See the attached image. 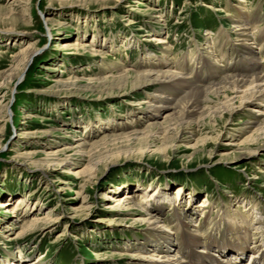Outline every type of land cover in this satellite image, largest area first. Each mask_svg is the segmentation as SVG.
<instances>
[{
  "label": "rangeland",
  "instance_id": "1",
  "mask_svg": "<svg viewBox=\"0 0 264 264\" xmlns=\"http://www.w3.org/2000/svg\"><path fill=\"white\" fill-rule=\"evenodd\" d=\"M247 45L260 49L258 63L246 64ZM163 61L191 86L162 94L157 84L97 80ZM254 72L264 73V0H0V264H149L157 247L148 233L161 220L169 231L179 216L207 232L210 218L251 215L259 238L264 135L243 142L264 120L253 107L186 131L162 152L155 149L163 141L104 142L145 128L151 114L163 122L170 111L152 112L151 95L164 96L154 103L164 109V99ZM75 76L99 87L66 83ZM251 121L256 127L245 128ZM83 141L85 153L75 152ZM89 175L96 179L87 182ZM155 190L156 199L135 210L117 207L124 195L141 203L140 191ZM143 206L160 207L163 218L132 224Z\"/></svg>",
  "mask_w": 264,
  "mask_h": 264
},
{
  "label": "bare ground",
  "instance_id": "2",
  "mask_svg": "<svg viewBox=\"0 0 264 264\" xmlns=\"http://www.w3.org/2000/svg\"><path fill=\"white\" fill-rule=\"evenodd\" d=\"M162 42V44L166 43V41ZM246 48L248 55H250V57L245 59L246 64L252 65L253 63H258L260 59V49H258L256 46L251 47L249 45H247ZM168 68V63L166 61H163L161 67L155 64L148 70L145 69L142 72L134 73L130 71H125V73L123 72V74H120L119 76H109L97 80H101L104 86L118 88L126 87L129 85L146 86L148 84L147 86H149L150 84H157L158 87H163L160 90L162 94L164 93V88L167 87L172 86L176 89L188 87L190 83V81L187 80L188 77L185 78L184 75H179L177 74V72H172ZM262 74L260 75L254 72L253 75H233L224 79L221 84L213 83L214 85L208 88L204 87V89L193 88L186 95L184 94L185 97L181 98L179 101L164 99V103L170 104L169 107L165 106L164 109H161L162 107H160L157 110L158 107L155 105L156 103H159V101H156L155 99L161 100L164 96L151 95V101L149 100L150 102L148 103H150V106L154 107V109H152V112L157 111L160 113L164 110L170 111V114L165 117L163 122H157V118L159 117L158 114H151V121H154L153 123H150L145 128L137 130L135 129L133 132L127 134L111 135L105 137V146L114 147L118 144H131L135 142H141L143 140H152L153 143L156 141H163L162 145H160L158 149H155V151L157 150L158 152H162V146H166L170 142V140L181 138L184 139L185 137H183V135L186 133V131H189L190 134H192L191 131L193 129L199 128L204 123H207L210 126H216V123H218L219 125L220 123L225 122L229 118L231 119L233 116H238L246 110H249V107H253V109H255L251 111L253 113L264 114V111L261 112L260 110H257L261 107L264 108V76ZM74 78H76V76ZM63 83L64 81H61L59 79L58 81H56L55 84L60 85ZM66 83H71L72 85H81L86 88L92 89L99 87L95 80L82 81L76 78L67 80ZM2 86L5 85L1 84L0 88ZM258 101H260V103H258ZM197 115L200 116L198 120L195 119ZM243 123L244 122H241V124ZM244 125L245 128H251L250 130L256 127L253 121L248 123L246 122L244 123ZM214 131H217V129L214 128ZM255 131V135L252 134L243 141L245 142V145H248L249 141L254 139L255 136L264 135V120L263 123L257 129H255ZM202 141L203 139L199 140V142ZM146 146H148V144ZM87 147L88 145L86 141H83L79 142L73 148V150L77 153L83 154L87 150ZM89 149V152H93L96 150V148L93 146H89ZM47 156L55 157L57 155L50 154ZM97 166L98 163L91 165L87 172H89V174L93 173V171L96 172ZM93 177L94 176L89 175L87 182L94 181L96 178ZM139 193H141L139 195H141V199L143 200L141 203L136 197V195H124L118 200L117 207L120 205L125 206L126 203L129 202V208H126L125 206L126 211L133 209L135 210V208H137L138 206L145 205V203L150 202V200L156 199V197L158 196H156V194H159V192H157L156 190L150 192L140 191ZM131 200L133 201L130 202ZM3 207H8V205L4 204ZM139 212V215L131 219L133 222L132 224L134 225L136 223H149V225H151L155 222V220L157 221L158 219L163 218L160 207L159 209H149L146 206H143L139 209ZM180 217L181 216L176 219L175 225H173V227H171L170 225H166L167 229L170 232L166 229H160L163 226L165 227V224H163V222L165 221L161 220L159 222L160 224L158 223V227L153 228L154 232L148 233V236L153 238L150 239L149 242H152L151 244L156 242L155 244H153V246L157 247V249H155V253H157L155 257H157V260L147 261L149 262V264H245V260L243 257L247 253H250L252 257L249 264H264L263 245L259 243L252 245L254 243V241L252 240V236L255 231H253L251 227V224L253 223L254 219L251 215L242 216L240 220H236L233 222H227L223 218H216L217 220H213L209 217L210 219H208L210 220V222L206 219L210 223L206 224V227L208 228L207 232L203 231L202 229H198L200 227H198L197 229L195 228L196 230H192L191 225L182 222V217ZM125 220L126 219H124L123 221ZM213 222H215V224H213L214 226H212L211 224ZM222 229H224L223 234ZM255 234L259 233L256 232ZM206 239L208 240L205 241ZM261 240L263 242L264 232L262 233ZM160 242L163 243V246H161L162 244ZM255 242H257V240H255ZM172 243L174 247L177 246L179 248L177 249L178 251L176 250V253L172 252V247H169L172 245ZM159 244H161V247L159 246ZM164 246L170 249H165ZM143 247L146 248V246ZM212 250H215L218 253L219 257L213 255ZM142 255L146 258L148 257V255H150V253L143 252ZM136 261L141 264L146 263L142 259L141 261Z\"/></svg>",
  "mask_w": 264,
  "mask_h": 264
}]
</instances>
